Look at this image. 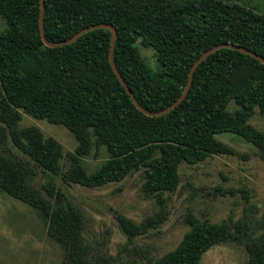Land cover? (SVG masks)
Here are the masks:
<instances>
[{
	"label": "trees",
	"instance_id": "trees-1",
	"mask_svg": "<svg viewBox=\"0 0 264 264\" xmlns=\"http://www.w3.org/2000/svg\"><path fill=\"white\" fill-rule=\"evenodd\" d=\"M38 0H0V137L40 168L65 181L97 187L142 169V189L159 206L148 225L165 218L163 192L173 191L180 163L195 164L228 148L215 134L229 132L251 143L264 158V130L247 124L254 108L264 114V64L230 47L206 55L194 68L184 98L169 111L147 116L131 102L109 61V30L94 28L70 43L45 46L38 31ZM115 29L112 57L135 100L147 111L173 102L189 67L205 49L229 43L264 58V12L223 0H43L42 30L51 43L95 24ZM138 45L154 51L150 69ZM237 106L226 109L228 101ZM22 113L60 124L76 141L72 151L34 124L21 126ZM103 148L106 157L87 171L81 158ZM22 163L0 155V192L37 210L48 236L63 247L66 264H85L81 218L64 208L50 183L27 184ZM123 233L144 231L116 215ZM188 229L155 264H200L213 244L237 240L226 220L189 218ZM246 264H264V239L245 243Z\"/></svg>",
	"mask_w": 264,
	"mask_h": 264
},
{
	"label": "rangeland",
	"instance_id": "rangeland-1",
	"mask_svg": "<svg viewBox=\"0 0 264 264\" xmlns=\"http://www.w3.org/2000/svg\"><path fill=\"white\" fill-rule=\"evenodd\" d=\"M223 1H237L264 12V0ZM3 27L4 20L0 17V30ZM137 47L153 70V49ZM236 107L232 100L226 105L230 112ZM246 122L264 130V114L256 108ZM19 124L36 125L69 151L76 145L72 133L60 124L36 120L23 113ZM214 137L228 151L211 154L195 164L180 163L175 189L162 193L165 218L153 226L145 222L154 217L159 206L153 196L143 192L141 168L119 181L88 188L43 170L7 135L0 137V155L22 163L28 170L27 184L32 187L41 189L42 184L50 183L60 194L61 205L80 215L85 264H155L188 229L189 218L226 220L237 228V240L213 244L202 254L200 264H246V241L264 239V158L240 136L224 132ZM105 157L103 148H98L96 155L91 149L81 158L82 165L91 171ZM116 215L125 216L145 228L144 231L128 238L118 226ZM0 264H66L65 250L48 236L46 223L37 210L3 192H0Z\"/></svg>",
	"mask_w": 264,
	"mask_h": 264
},
{
	"label": "water",
	"instance_id": "water-1",
	"mask_svg": "<svg viewBox=\"0 0 264 264\" xmlns=\"http://www.w3.org/2000/svg\"><path fill=\"white\" fill-rule=\"evenodd\" d=\"M39 1V16H38V31H39V36L40 39L42 41V43L45 46L48 47H54V46H59V45H64L67 43L72 42L73 40H75V38L80 35L81 33L90 30V29H94V28H107L109 30V48H108V61L110 64V67L116 77V79L118 80V82L120 83V85L124 88L126 94L129 96L131 102L133 103V105L143 114L147 115V116H157V115H161L167 111H169L170 109L174 108L185 96L186 91L189 87L190 84V80H191V76H192V72L195 68V66L209 53H211L212 51H214L217 48L220 47H230L233 49H236L240 52H243L245 54H248L249 56H252L253 58L257 59L258 61H260L262 64H264V58H262L261 56H259L258 54L247 50L245 48H241L229 43H218L215 44L213 46H210L209 48L205 49L203 52H201L197 58L192 62L191 66L189 67L188 70V74H187V78H186V82L184 84V87L182 89V91L180 92V94L178 95V97L171 102L169 105L165 106L164 108L157 110V111H147L144 108H142V106L135 100L134 96L132 95L130 89L126 86L125 82L123 81L122 77L120 76L119 72L117 71L114 61H113V57H112V48H113V42H114V37H115V29L110 25V24H106V23H95V24H91L85 27H82L80 29H78L75 33H73L68 39L63 40V41H59L56 43H51L48 42L43 35V30H42V10H43V0H38Z\"/></svg>",
	"mask_w": 264,
	"mask_h": 264
}]
</instances>
